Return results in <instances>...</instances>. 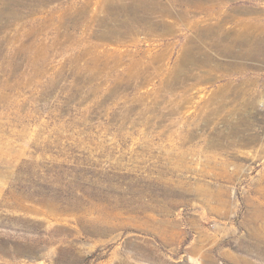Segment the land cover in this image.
<instances>
[{"label":"rangeland","instance_id":"374dc122","mask_svg":"<svg viewBox=\"0 0 264 264\" xmlns=\"http://www.w3.org/2000/svg\"><path fill=\"white\" fill-rule=\"evenodd\" d=\"M136 1L0 0V264H264V0Z\"/></svg>","mask_w":264,"mask_h":264},{"label":"bare ground","instance_id":"6f19581e","mask_svg":"<svg viewBox=\"0 0 264 264\" xmlns=\"http://www.w3.org/2000/svg\"><path fill=\"white\" fill-rule=\"evenodd\" d=\"M200 1L201 0H188V2L197 3V5H198V2H200ZM136 3H137V8L147 5V3L146 2H145L146 4L143 3L142 0H137ZM157 3H156V1H152V4H150V5H151V7H152V5H154L155 7L157 6V9H160L161 6H160V8H158V5H156ZM160 4L162 5V3H160ZM166 7H168V6H165L163 8H166ZM168 8H170V7H168ZM161 9H160V11H162ZM170 9L167 10V11H169V13L172 14L173 12H170ZM206 9L208 10L209 8H206ZM207 10H206V12H207ZM186 12H188V11L185 10L183 12V15H187ZM162 16H163V14H162ZM162 16L160 17V19L162 18ZM234 22L236 23V25H234V28H233V29H235V36H233V40H232L231 44H229L228 47H224L225 49L223 48V50H227V48H230V50H231L233 47H237V45H240L241 47H243V49L241 51L235 52L236 56L238 55L240 57H247L248 58V57H254L256 54H260L261 55L262 52H263L262 46H263V40H264V38H263L264 24L260 23L261 21L258 22V19H257V21H255L254 18H248V17L247 18H242V17H239V16H237L234 19ZM219 39H221V36L219 37ZM220 44H222V43H220ZM222 46H223V44H222ZM233 51H235V50H233Z\"/></svg>","mask_w":264,"mask_h":264}]
</instances>
